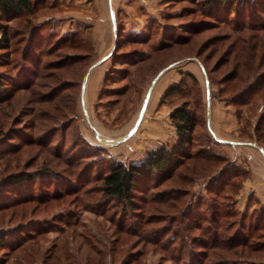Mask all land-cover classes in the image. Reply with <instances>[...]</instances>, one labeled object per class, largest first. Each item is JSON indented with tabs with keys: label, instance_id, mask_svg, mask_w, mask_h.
Returning <instances> with one entry per match:
<instances>
[{
	"label": "rangeland",
	"instance_id": "obj_1",
	"mask_svg": "<svg viewBox=\"0 0 264 264\" xmlns=\"http://www.w3.org/2000/svg\"><path fill=\"white\" fill-rule=\"evenodd\" d=\"M34 2L32 12L3 24L11 39L10 48L0 51L5 64L0 70L13 76L30 67L19 78L34 86L0 103V180L18 171L47 170L55 179L46 175L43 184L63 185L67 179L74 185H67L71 190L63 199L0 210V233H8L0 244V264H172L163 245L137 236V217L127 215L122 223L121 206L105 201L92 178L115 161L138 163L148 151L170 147L176 132L169 113L185 101L199 122L191 152L227 161L209 167L202 161L193 169L195 161H188L173 182L153 192L176 188L178 210L206 198L233 203L238 215L264 207V143L254 137L264 101L256 98L253 107L240 111L226 99L228 93H220L215 80L227 70L210 72L226 46L218 48L217 40L231 31L200 0ZM69 37L88 44L91 54L74 89L63 83L75 74L54 67L71 52L62 47ZM115 40L121 47L117 55L135 54L132 65L115 64L128 69L126 77L112 69ZM174 84L181 91L164 97ZM91 165L96 169L86 180L83 171ZM226 166L237 167L239 186L227 188L225 199L208 194L207 186ZM75 188L81 191L72 194ZM166 224L167 219L147 229Z\"/></svg>",
	"mask_w": 264,
	"mask_h": 264
},
{
	"label": "trees",
	"instance_id": "obj_2",
	"mask_svg": "<svg viewBox=\"0 0 264 264\" xmlns=\"http://www.w3.org/2000/svg\"><path fill=\"white\" fill-rule=\"evenodd\" d=\"M200 1L211 18L222 21L231 31L227 36L217 40L218 48L226 46L210 72L214 74L222 68L227 70L215 80L221 86L220 93H228L226 99L240 111L242 108L253 107L256 98L262 103L264 101V0ZM34 7V0H0V51L10 48V34L3 24L22 13L32 12ZM74 39L73 41V38L69 37V40L63 43L62 47L71 52L65 53L54 64L55 70L67 69L68 72L75 74V80L70 78L65 80L64 89H74L80 85V77L91 60L88 44L76 37ZM118 45L117 40L112 51V69L116 72L121 71L125 74L123 77H126L128 69L116 68L115 64L132 65L130 57L135 54L117 55L115 52L121 48ZM3 61L0 55V69L5 65L2 64ZM24 69L30 70V67H23L13 76H8L0 70V103L8 101L13 92L29 91L34 86L32 82L24 83L19 78L24 73ZM110 75L112 72L106 73L104 80L107 81ZM188 76L195 80L192 75L188 74ZM181 89L179 84H174L165 91L164 97L178 93ZM260 108L263 111L264 106L260 105ZM169 119L175 127V142L170 147L161 145L148 151L138 163L123 164L115 161L105 168L98 167L99 172L92 178L98 183V192L105 201H114L121 206L119 217L122 223L127 222V215L137 217V236H142L143 242L148 238L152 241L146 242L163 245L172 264H264V207L250 215L247 211L238 215L233 209V203L227 204L224 201L206 198V202L198 200L184 210H178L180 196L174 193L173 190L176 188L168 184L169 191L153 192L154 189L173 182L188 161H195L192 163V169L202 161L208 167V163L211 162L226 163L227 161L223 156H211L209 152L198 156L191 152L195 147L194 136L199 122L187 101L174 107L169 113ZM254 135L257 142L264 143V112L255 122ZM94 166L84 168L83 172L87 174L83 178L88 180L91 177L96 169L93 168ZM237 173V167H222L215 181L207 186V193L225 199L223 195H227L225 192L227 188L232 186L235 191L239 186L240 177ZM46 175L55 179L47 170L18 171L1 179L0 192H5L2 193L5 197L4 200L0 198V210L32 201L46 203L49 199H63L69 195L71 189L67 185H74L73 182L63 179L61 185L52 180L47 186L42 183ZM183 175L186 177L187 173ZM54 183L57 186L50 191L48 187ZM32 186L41 187V192H35ZM80 189L75 188L72 194L79 193ZM166 219V225L154 231L150 229L149 233L147 229L149 225L161 223ZM5 235L7 236L8 233H0V244L5 241Z\"/></svg>",
	"mask_w": 264,
	"mask_h": 264
},
{
	"label": "water",
	"instance_id": "obj_3",
	"mask_svg": "<svg viewBox=\"0 0 264 264\" xmlns=\"http://www.w3.org/2000/svg\"><path fill=\"white\" fill-rule=\"evenodd\" d=\"M115 43H116V40L114 41V45H113V47L115 46Z\"/></svg>",
	"mask_w": 264,
	"mask_h": 264
},
{
	"label": "crops",
	"instance_id": "obj_4",
	"mask_svg": "<svg viewBox=\"0 0 264 264\" xmlns=\"http://www.w3.org/2000/svg\"><path fill=\"white\" fill-rule=\"evenodd\" d=\"M101 60L97 61L96 63H100Z\"/></svg>",
	"mask_w": 264,
	"mask_h": 264
}]
</instances>
